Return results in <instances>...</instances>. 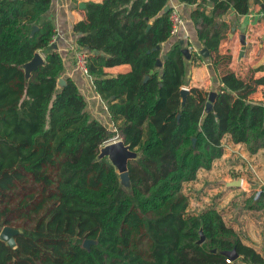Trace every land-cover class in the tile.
Here are the masks:
<instances>
[{
    "label": "trees",
    "instance_id": "obj_1",
    "mask_svg": "<svg viewBox=\"0 0 264 264\" xmlns=\"http://www.w3.org/2000/svg\"><path fill=\"white\" fill-rule=\"evenodd\" d=\"M51 1L0 0V231L23 223L15 246L0 240V264H264L215 208L189 215L182 191L222 156L225 135L249 153L264 148V101L249 99L255 87L229 72L219 77L210 112L208 94L197 88L179 110L182 44L173 42L165 59L155 48L171 37L172 7L163 12L168 0L88 2L87 21L73 30L76 46L87 52L93 91L105 102L106 125L64 76V56L51 46ZM178 1L195 5L197 38L213 50L224 27L217 17L229 9L244 15L252 0ZM36 51L44 64L26 83L20 65ZM191 57L203 55L192 51ZM120 64L130 70L104 71ZM253 82L264 85V75ZM115 135L141 153L128 161L129 190L106 157L95 160ZM246 204L264 213V190ZM200 227L204 241L197 243ZM85 239L94 241L88 249ZM231 250L237 258L227 262Z\"/></svg>",
    "mask_w": 264,
    "mask_h": 264
},
{
    "label": "crops",
    "instance_id": "obj_2",
    "mask_svg": "<svg viewBox=\"0 0 264 264\" xmlns=\"http://www.w3.org/2000/svg\"><path fill=\"white\" fill-rule=\"evenodd\" d=\"M101 1L102 0H52L46 17L54 24V34H56V40L54 42L56 45L55 49L64 56V76L74 79L80 91L85 96L86 101L88 98H97L105 105V102L93 91L91 77L88 74H84L77 64V34L73 30V25L77 22L87 21L86 4L88 2ZM173 5L178 6L183 17V24L179 28L177 34L171 36L166 42L162 43L160 48L162 52L165 53L176 40H179L180 44L182 42L183 48H188L190 56L189 58L185 57L186 81L185 85L182 87L189 89L197 88L207 94L211 91L216 92L222 88L219 77L229 72H234L245 82H249L255 87L254 91L249 95V99L264 101V85H255L253 82L255 79L264 75V0H252L248 13L244 15H237L232 9H229L226 13L217 17V20L224 25L220 34L219 46L216 49L208 50V56H203L201 60L199 59L195 62L192 61V51L199 52V50L203 48V45L197 38V26L193 23L190 16L195 5L181 3L178 0H168L167 6L170 7ZM206 6L208 9L211 8V5L208 3H206ZM243 23L245 38L244 44L242 45L239 41V37L241 34L240 28ZM241 49H243V52H241ZM129 70L130 65L128 64L104 68V71L108 75L125 73ZM226 96L233 99L232 94L226 93ZM225 141L227 144L224 146ZM222 145V156L213 161L210 169H199L196 178L203 173V171L212 174L216 167H223L227 165V163H232L233 167L238 170L241 167L242 161L239 160L238 162L237 155L247 160L248 168L250 167L253 169L256 175H258L256 170L264 169V148L259 149L255 153H249L244 144L234 143L229 135L223 137ZM196 178L194 180H196ZM239 178H242V184L244 186V183H247L246 179L243 176ZM231 180H233L232 177H222L219 179L218 183L219 185L221 184L225 190L226 188L223 181ZM249 196L250 195H246V199ZM237 208L238 207L234 205L232 210L227 212V219H224L222 216L224 221L241 233L240 236L244 244L253 247L264 257V213L248 208L246 210V207H242L243 216L240 217L242 213H239V210L235 213ZM216 210L220 212L219 209ZM244 213H246V215H244ZM248 216L250 218H248Z\"/></svg>",
    "mask_w": 264,
    "mask_h": 264
},
{
    "label": "rangeland",
    "instance_id": "obj_3",
    "mask_svg": "<svg viewBox=\"0 0 264 264\" xmlns=\"http://www.w3.org/2000/svg\"><path fill=\"white\" fill-rule=\"evenodd\" d=\"M87 109L93 117L105 122L106 125L111 124L109 122L108 114L106 113L105 105L97 98H88ZM112 138L116 139L119 137L118 135H115ZM226 144L227 142L225 141L224 146ZM237 157L238 162L239 160L242 161L241 167L238 170L233 167L232 163H227V165H224L223 167H216L212 174L203 171V173L197 176L196 180L185 182L182 185V191L189 200L187 208V213L189 215H197L205 209L211 207L219 209L224 219H227V212L232 210L235 205L238 207L235 210V213L239 210V213H242L240 217L243 216V212L241 210L242 207H246V210L248 208L245 196L264 190V169L256 170L258 173V175H256L253 169L250 167L248 168L246 159H242L240 155H237ZM227 176L232 177V179H238L240 176H243L247 183H244V186L241 184L240 187H227L224 190L223 186L221 184L219 185L218 181L222 177ZM244 215H246V213H244ZM248 218L250 217L248 216ZM20 224L23 225L22 222L18 223L17 221H13L12 224L10 223L6 225L18 228Z\"/></svg>",
    "mask_w": 264,
    "mask_h": 264
},
{
    "label": "water",
    "instance_id": "obj_4",
    "mask_svg": "<svg viewBox=\"0 0 264 264\" xmlns=\"http://www.w3.org/2000/svg\"><path fill=\"white\" fill-rule=\"evenodd\" d=\"M84 6V4H83ZM169 10L168 6H165L163 9V12H167ZM36 29V27L34 26L31 34L33 33V31ZM241 34L239 37V41L240 43L243 45L244 44V23L242 24V27L240 28ZM182 44V42H181ZM54 49L56 48L55 44L51 45ZM156 49L160 48V45H156L155 47ZM243 48V47H242ZM243 49H241V52ZM182 53L184 55V57L189 58L190 56V52L188 50V48L184 47L182 48ZM199 53L202 54L203 56H208V49L203 47L199 50ZM167 57V55L164 53L162 55V58L165 59ZM44 64V56L42 55V53H40V51H36L33 55V57L20 65V68H22V70L24 71V78H25V82L27 83L31 72L36 69L39 65ZM156 67H160L162 65V61L161 59H157L156 63H155ZM148 76L145 77V79H147ZM65 84V81L63 78H59L57 81V86L59 88H62L63 85ZM214 91L209 92L208 94V99L205 102V112H210L212 110V102L215 96ZM190 94V89L186 88V87H181L180 88V107L179 110L183 109L185 100H186V96ZM140 151L135 152L130 150L129 145L125 144V142L121 139V138H111L109 141H107L105 144H103L100 148H99V152L95 158V160H100L103 157H106L108 162L113 166L115 173L117 175V178L119 180L120 185L129 190L130 189V178H129V172H128V161L129 160H133V159H137L140 156ZM223 184L225 185V188L227 187H240L242 184V179L238 178V179H233L231 181H223ZM19 233L18 228L12 227L10 225H5L1 231H0V240L5 241L9 246L13 247L15 246V235H17ZM199 235L200 238L198 239L197 243H202L204 241V235L202 234V229L200 227L199 229ZM93 240L90 239H85L82 242V246L85 248H89V245L91 243H93ZM225 255L231 259V260H235L237 258V254L234 250L225 252Z\"/></svg>",
    "mask_w": 264,
    "mask_h": 264
},
{
    "label": "built area",
    "instance_id": "obj_5",
    "mask_svg": "<svg viewBox=\"0 0 264 264\" xmlns=\"http://www.w3.org/2000/svg\"><path fill=\"white\" fill-rule=\"evenodd\" d=\"M171 7L172 8H171L170 16H169L170 22H171L170 33H171V36H175L177 32L179 31V28L183 24V17L177 5H173ZM55 40H56V34L52 35L51 43L54 44ZM76 60H77V64L79 65L81 71L84 74H87V69H86L87 52L78 48V51L76 52ZM229 261L230 259L228 258L227 262Z\"/></svg>",
    "mask_w": 264,
    "mask_h": 264
}]
</instances>
